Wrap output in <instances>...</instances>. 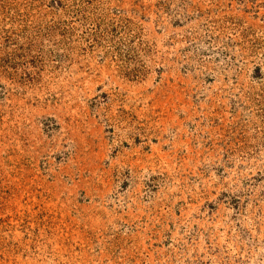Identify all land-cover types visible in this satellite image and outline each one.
Segmentation results:
<instances>
[{
	"label": "rangeland",
	"instance_id": "rangeland-1",
	"mask_svg": "<svg viewBox=\"0 0 264 264\" xmlns=\"http://www.w3.org/2000/svg\"><path fill=\"white\" fill-rule=\"evenodd\" d=\"M0 264H264V0H0Z\"/></svg>",
	"mask_w": 264,
	"mask_h": 264
}]
</instances>
